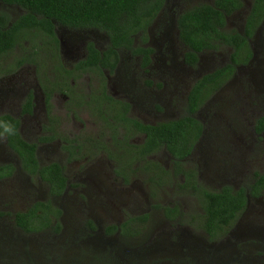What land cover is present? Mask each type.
<instances>
[{"label": "rangeland", "instance_id": "obj_1", "mask_svg": "<svg viewBox=\"0 0 264 264\" xmlns=\"http://www.w3.org/2000/svg\"><path fill=\"white\" fill-rule=\"evenodd\" d=\"M211 1L165 0L147 32L146 43L154 49L149 73L143 72L140 56L120 50L106 92L131 102L129 116L145 122L178 117L195 79L228 61L230 46L200 53L194 67L182 62L185 47L177 35L176 14ZM251 1L243 0V7L227 18L226 29L241 31ZM0 9L11 17L23 11L1 1ZM262 27L264 19L249 40L251 57L239 64L195 113L203 130L181 163L193 173L186 185L183 172L174 174L172 156L165 147L144 157L134 154L135 150L120 152L119 146L141 143L143 137L130 125L124 137V122L110 117V104H104L106 113L101 114L98 105L86 101L88 95L93 98L94 91L99 93L96 72H72L68 79L72 82V78L71 86L76 88V103L59 92L51 93V112L48 110L45 76L52 77L54 71L52 52L69 68L76 55L83 57L86 40L93 39L100 48L106 45L108 39L102 32L56 23L57 48L33 29L21 34L11 49L0 54V114L18 116L22 137L37 142L40 163L65 162L70 185L54 198L61 208L58 229L51 225L37 232L23 231L13 220L14 212L44 198L47 185L19 168L16 155L0 137V162L15 166L11 175L0 179V264H264V192L249 198L232 222L212 238L202 227L199 189L192 186L195 180L209 189L225 184L237 187L249 180L254 170L264 167V130L261 134L255 130L257 118L264 116ZM140 38L136 34L134 44L142 43ZM22 58L26 59L19 62ZM144 80L154 84L148 86ZM29 90L34 94L32 110L23 113ZM46 113L54 117V137L39 142L40 136L50 133L44 129ZM74 135L80 149L67 159L64 145ZM146 159L157 161L169 174L153 175L144 167ZM157 203L175 204L179 211L175 217H166ZM144 213L148 215L145 221L129 223L132 229L139 228L137 233L108 229Z\"/></svg>", "mask_w": 264, "mask_h": 264}, {"label": "trees", "instance_id": "obj_2", "mask_svg": "<svg viewBox=\"0 0 264 264\" xmlns=\"http://www.w3.org/2000/svg\"><path fill=\"white\" fill-rule=\"evenodd\" d=\"M6 5H17L23 11L15 17L0 9V54L8 51L21 34L31 29L43 33L47 39L57 45L55 24L68 27H95L104 31L109 43L103 50L98 49L91 41L87 43L86 56L76 63V68L101 72V67L112 69L118 58V48H126L132 53L143 52V65L147 62L149 47L134 45L136 34L146 39V30L153 17L162 5V0H0ZM242 6L241 0H213L199 2L178 12L176 25L181 42L187 47L185 60L195 65L198 53L207 50H219L222 46H230L232 50L229 60L210 72L204 73L192 84L184 106V111L178 118L160 121L157 124H145L125 114L129 104L114 100L116 107L112 114L136 131L144 132L141 143H129V151L144 157L149 151L165 147L172 156L175 173L185 174V185L193 176L190 170L181 167L182 160L190 154L191 148L201 133V122L194 113L201 101L215 91L225 78L235 69L239 62H246L252 52L249 38L264 18V0H252L249 12L241 31L226 29V17ZM264 35V28H263ZM26 58L19 59L23 61ZM106 99L110 96L104 95ZM50 95H47L46 101ZM31 95L24 102L23 110L31 111ZM10 125L11 131L6 132L4 125ZM19 119L10 114H0V133L5 134L7 143L15 149L20 157L22 168L37 175L48 186L49 195H58L66 187L67 176L64 173L65 163L52 161L39 164L35 156V142L24 140L18 133ZM264 128V116L256 120V131ZM128 130V126H126ZM129 133V132H128ZM66 147L69 148L67 145ZM144 167L150 169L155 176L169 174L157 161L146 159ZM12 173L11 164H0V178ZM193 180L192 186L199 189L200 203L203 210L204 231L210 237L221 233L244 208L248 197H256L264 192V167L254 170L249 180L240 186L225 184L218 189L201 187ZM183 185V184H182ZM162 208L166 216L172 215L177 207L170 205H155ZM60 209L49 199L32 202L25 210L14 212L15 224L26 232L39 231L54 225L59 228L58 216ZM147 213L130 216L120 225L111 224L109 231L120 228L121 233L129 235L137 233L139 228L130 226V222H142ZM240 264V263H232Z\"/></svg>", "mask_w": 264, "mask_h": 264}, {"label": "flooded vegetation", "instance_id": "obj_3", "mask_svg": "<svg viewBox=\"0 0 264 264\" xmlns=\"http://www.w3.org/2000/svg\"><path fill=\"white\" fill-rule=\"evenodd\" d=\"M213 1V0H212ZM211 1V2H212ZM242 1V6L240 7V8H238V9H236V10H234L230 15H232L234 12H236V11H238V10H240L242 7H243V4H244V2H243V0H241ZM251 3H252V1H251ZM251 3H250V6H251ZM164 4H165V0H162V5H161V7L159 8V10H158V12L156 13V15L153 17V19H152V21H151V23L154 21V19L157 17V15H158V13L162 10V8L164 7ZM250 6H249V9H250ZM249 9H248V11H247V13L249 12ZM180 11H182V10H179L178 12H180ZM247 13H246V15H247ZM178 14V13H177ZM177 14H176V17H177ZM230 15H228L227 17H226V22H227V18L230 16ZM246 15H245V17H246ZM176 17H175V23H176ZM245 17H244V21H245ZM264 19V18H263ZM263 19H262V21H263ZM150 23V24H151ZM262 23V22H261ZM150 24L148 25V27H147V30H146V39L145 40H143L142 39V37L140 38V40H141V42L142 43H140V44H134V42H133V44L134 45H142L143 47H149V48H151V50L148 52V60H147V62L143 65V61H144V54L145 53H143V52H138V53H132V54H134V55H137V56H140V59H139V64L142 66V70H143V72L144 73H149V70L150 69H148V66H149V64L151 63V59H152V55H153V52H154V49H153V47L152 46H150L148 43H146V41L148 40V37H149V35L147 36V32H148V28H149V26H150ZM63 26H65V25H63ZM65 27H68V26H65ZM243 27H244V22H243ZM243 27H242V29H243ZM69 28H79V29H96V30H98V31H100V32H102L103 34H104V36H106V38L108 39V42L106 43V45L103 47V48H100V47H98L97 45H96V43H95V41L93 40V39H88V40H86L85 41V52H84V54H83V57H81V58H78L77 56L79 55H76L75 56V59H74V63H73V65H71L69 68H67V67H64L63 65L64 64H62V63H60V59H59V57L57 56V54H56V51H54V52H52L53 54H51V56L55 59H53V61H54V71H52L53 73H52V77L50 76V75H48V76H45V81H46V84H47V90L45 91V89H44V91H45V99H44V101H45V104H47V108H48V110L50 109V98H51V95L53 94V93H55V92H59V93H61V94H63V95H65V96H67L68 98H70L71 100H73V102L74 103H76V88H74V86H71V84H73V80H72V78H71V81L72 82H70V80L68 79L69 77H70V75L72 74V72H74V74L76 73V72H78V73H86V72H89V71H94V72H96V74H97V76H98V85H99V93H96V91H94V94L93 95H91V96H93V98H91L90 97V95H88V97H87V102H88V100L89 99H91L92 100V102H93V104L94 105H98V111L102 114H105L106 113V111H105V105L104 104H106L107 103V105L108 104H110L109 105V109H110V111H111V113H110V117H113L112 116V114H113V112H114V108H111V107H116V105H115V102H114V100H119V101H122V102H127L128 104H129V106H128V108L126 109V112H125V114L126 115H128L129 116V113H128V111H129V109L131 108V102L129 101V100H126V99H124V98H122V97H120V98H113V96L112 95H109L106 91H107V84H109L108 83V78H109V75L112 73V72H114L115 70H116V68H117V66H118V64H119V61H120V50L121 49H126V48H118V51H117V54H118V58H117V62L115 63V65L113 66V68L112 69H109L108 67H101V72L102 73H99V71L98 70H96V69H93V70H91V69H89V68H86V69H81V68H79V69H77L76 68V63H77V61H79L80 59H82V58H84L85 56H86V53H87V43L89 42V41H91L92 43H93V45L95 46V47H97L98 49H100V50H103V49H105L106 48V46H107V44L109 43V38H108V35L104 32V31H102V30H100V29H98V28H95V27H89V28H81V27H69ZM263 28L264 27H262V31H263ZM54 29H55V27H54ZM176 29H177V25H176ZM231 29H234V28H231ZM241 29V30H242ZM254 34V33H253ZM177 35H178V29H177ZM253 36V35H252ZM264 36V35H263ZM178 38H179V36H178ZM251 38H249V40H250ZM180 40V39H179ZM249 40H248V42H249ZM133 41H134V39H133ZM181 41V40H180ZM182 43V42H181ZM58 44H59V38H58V43H57V45H56V48L58 47ZM183 44V43H182ZM184 45V44H183ZM184 51H183V54H182V62L184 63V65L185 66H187V67H194V66H196L197 65V63L199 62V59H200V53H198V57H197V60H196V63H195V65H192V64H189L186 60H185V58H184V53H185V51L187 50V47L184 45ZM211 51H217V50H211ZM55 53V54H54ZM130 53V52H129ZM202 53V52H201ZM252 55V54H251ZM251 57V56H250ZM228 60H229V58H228ZM241 63H243V62H239V63H237L236 65H235V68L239 65V64H241ZM223 65V64H222ZM219 67V66H218ZM215 69V68H214ZM213 69V70H214ZM106 72V73H105ZM210 72V71H209ZM203 75V74H202ZM201 75V76H202ZM231 75V74H230ZM229 75V76H230ZM199 78V77H198ZM197 79V78H196ZM195 79V80H196ZM226 79V78H225ZM224 79V80H225ZM223 80V81H224ZM144 82L148 85V86H151V85H153L154 83L153 82H151L150 80H144ZM194 83V82H193ZM192 83V84H193ZM222 84V83H221ZM221 84H220V86H221ZM157 85H159V84H157ZM192 86V85H191ZM191 86H190V88H191ZM219 86V87H220ZM218 87V88H219ZM190 88H189V90H190ZM217 88V89H218ZM216 89V90H217ZM189 90H188V92H189ZM68 91V92H67ZM188 92L186 93V96H185V102H184V105H183V107H182V112L184 111V106H185V104H186V98H187V95H188ZM52 93V94H51ZM50 95V97L48 98V101H46V98H47V95ZM78 94V93H77ZM29 95H31V102H32V105H33V96H34V94L32 93V91L31 90H29L28 92H27V94H26V97H25V99H24V101H23V104H22V110H23V107H24V102L26 101V99H27V97L29 96ZM104 95H107V96H110V98L109 99H106V97L104 96ZM77 97H80L81 98V95H77ZM102 98H103V100H102ZM207 98V97H206ZM206 98H204L202 101H201V103L206 99ZM201 103L199 104V106H198V108L200 107V105H201ZM198 108H197V110H198ZM31 110H32V106H31ZM197 110L195 111V113L197 112ZM27 112H31V111H25V110H23V113H27ZM45 112H46V110H45ZM50 112H51V109H50ZM182 112H181V114H182ZM195 113H194V116H195ZM2 114H5V113H2ZM8 114V113H7ZM47 114V113H46ZM180 114V115H181ZM11 115V114H10ZM13 116V115H12ZM14 117H17L18 118V116H14ZM131 117V116H130ZM179 117V116H178ZM178 117H176V118H178ZM114 119H116V120H121V119H119L118 117H113ZM134 119H136V120H138V121H140V122H142V123H145V124H157L158 122H160V121H157V122H145V121H142V120H140V119H138V118H135V117H133ZM195 118L196 119H198L196 116H195ZM19 119V118H18ZM47 119H48V124H45L44 125V129L46 130V131H50V133L49 134H43L42 136H40L38 139H37V141H39V142H41V141H46V140H48V139H50V138H52V137H54V132L52 131L53 129H52V124H53V121H55L54 120V117H52V116H49V114H47ZM199 120V119H198ZM166 121V120H165ZM200 121V120H199ZM121 122H124V121H122L121 120ZM124 126H123V128H124V137H126V136H128V132H130V128H129V125H127L125 122H124V124H123ZM201 125H202V123H201ZM126 126H128V130L126 129ZM19 127H20V119H19V125H18V128H17V131H18V133H19V135L22 137V135H21V133H20V131H19ZM131 127V130H133V132H135L136 130L132 127V126H130ZM112 130H114V127H112ZM202 130H203V125H202V129H201V133H200V135L202 134ZM255 130H256V127H255ZM263 130H264V128H263ZM263 130H261V132H257V134H261L262 132H263ZM137 133H141L142 134V137H143V140H144V138H145V133L144 132H140V131H136ZM113 135L114 134H112V137H113ZM200 135L198 136V138L196 139V141L199 139V137H200ZM3 137L4 138V143L6 144V146H7V148L9 149V151L10 152H13L15 155H16V157H17V161H18V165H19V168H21V170H23V172H26L23 168H22V166H21V164H20V157H19V154L17 153V151L15 150V149H13L12 147H10L9 145H8V143H7V138H6V136H5V134H3V133H0V137ZM23 138V137H22ZM24 140H26V141H29V142H35V156H36V151H37V142L36 141H32V140H27V139H25V138H23ZM112 139V138H111ZM41 140V141H40ZM142 140V141H143ZM196 141L194 142V144H193V146H192V148H191V151H190V153L192 152V149H193V147H194V145H195V143H196ZM126 143V142H125ZM133 144H138V143H133ZM69 146V148L68 147H66V146ZM64 148H65V150H66V152H69V157L67 158V159H71L70 157H72V154H74V152H77L79 149H80V147L79 146H77L76 145V135H74V136H71L70 138H68L67 139V142H66V144L64 145ZM119 148H120V152H129V145L127 144H125V148H122V146H119ZM159 148V147H158ZM124 149V150H123ZM157 149V148H156ZM156 149H154V150H156ZM154 150H151V151H149V153L148 154H150L151 152H153ZM168 151V150H167ZM169 152V151H168ZM148 154H146V155H148ZM188 156V155H187ZM186 156V157H187ZM185 157V158H186ZM36 159H37V157H36ZM37 161H38V159H37ZM53 161H57V160H53ZM50 162H52V161H49V162H47V163H50ZM57 162H61V163H65V162H62V161H57ZM38 163L39 164H42V163H40L39 161H38ZM47 163H43V164H47ZM0 164H11V168H12V172L14 171V169H15V166H14V164L12 163V162H9V161H5V162H0ZM173 166V165H172ZM28 175H32V174H30V173H28V172H26ZM64 173H65V175H66V172H65V167H64ZM12 174V173H11ZM10 174V175H11ZM7 176H9V175H7ZM7 176H4V177H7ZM67 176V175H66ZM4 177H2V178H4ZM39 177V176H38ZM2 178H0V179H2ZM40 178V177H39ZM42 180V179H41ZM43 181V180H42ZM47 185V184H46ZM70 185V183L68 182V177H67V180H66V187L64 188V190L60 193V194H58V195H49L48 194V186H47V189H46V195H45V197L44 198H38V199H35V200H33L32 202H34V201H37V200H47V199H49L54 205H56L59 209H60V214H59V216H58V221H59V217H60V215H61V208L59 207V205L54 201V198L55 197H58V196H60V195H62L65 191H66V189L68 188V186ZM240 186V185H239ZM221 187V186H220ZM238 187V186H237ZM236 187V188H237ZM261 196V195H260ZM260 196H256V197H248V199L249 198H252V199H254V198H258V197H260ZM248 199H247V201H248ZM247 201H246V203H247ZM32 202H30V204L32 203ZM165 205H167V204H165ZM168 205H170L171 207H173V206H176L177 207V205H175V204H168ZM161 210L163 211V213L165 214V212H164V210L161 208ZM178 207H177V209H176V211L172 214V215H170V216H166V214H165V216L166 217H175V215H177V213H178ZM14 220V219H13ZM120 225V224H119ZM20 228V227H19ZM23 230V229H22ZM24 231V230H23ZM116 231H118V232H120V228H118ZM26 232V231H25ZM32 232H37V231H30V233H32Z\"/></svg>", "mask_w": 264, "mask_h": 264}, {"label": "clouds", "instance_id": "obj_4", "mask_svg": "<svg viewBox=\"0 0 264 264\" xmlns=\"http://www.w3.org/2000/svg\"><path fill=\"white\" fill-rule=\"evenodd\" d=\"M4 127H5V131L6 132L11 131V126L10 125L5 124Z\"/></svg>", "mask_w": 264, "mask_h": 264}]
</instances>
